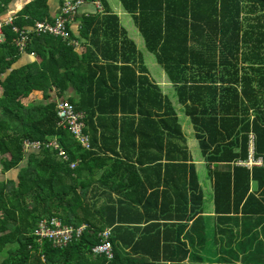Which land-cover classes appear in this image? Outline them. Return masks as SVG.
I'll return each instance as SVG.
<instances>
[{
    "label": "trees",
    "instance_id": "16d2710c",
    "mask_svg": "<svg viewBox=\"0 0 264 264\" xmlns=\"http://www.w3.org/2000/svg\"><path fill=\"white\" fill-rule=\"evenodd\" d=\"M12 2L0 0V16ZM58 2L60 9L63 0ZM119 2L134 18L146 47L156 55L173 84L204 161L211 164L246 159L249 134L254 135V155L264 158V0ZM102 3L108 11V3L105 0ZM35 21H52L47 0L26 3L15 15L13 26L4 27L6 42L0 45V176L19 170L17 180L0 181V264H182L187 255L182 242L178 238L172 242L164 235L161 237L159 230L152 234L151 230L159 228L158 224L149 223L156 220L150 219L151 213L154 215L157 211L153 210L151 202L158 193L135 200V185L128 177L132 173L134 179L139 180L136 167L127 160L136 150L133 163L142 173L156 170L158 181L162 168L163 174L168 170H180L183 173L180 182L184 186L188 170L190 218L197 215L191 207L200 200L196 176L193 166L185 163L187 147L170 103L157 88V106L151 111L149 93L140 92L136 97L132 86L122 97V112H116L120 100L113 88L118 82L112 80L109 86L101 78L95 80L94 72L88 74L93 69L87 66L89 55H95L90 46L86 47L85 53H79L67 42L49 35L32 33L24 52L34 53L39 61L17 66L21 54L14 44L17 34L13 27L31 28ZM80 21L81 34L97 43L100 57L115 59L120 50L119 38L123 39L121 51L125 57L127 39L118 29L116 16L109 13L102 18L81 16ZM106 46L116 54H107L109 48ZM130 46L135 52L134 45L130 43ZM95 67L103 70L101 66ZM108 68L123 72L127 66L125 62L120 66L111 63ZM69 86L75 88L77 97L65 101L76 111L86 114V132L95 138L100 128L102 153L114 155L111 157L121 153L124 161L83 150L71 134L58 125L56 100L63 99ZM92 91L99 93L92 96ZM131 105V109L125 110ZM136 114L140 119L135 129ZM118 121L134 128H128L127 136L121 138L123 144L130 143L126 147L120 146V150L115 149ZM105 122L114 126L111 137L105 135ZM138 135L137 146L135 137ZM53 139L59 141L68 161L58 157L52 148L41 147L36 152L24 149L25 141L43 143ZM113 141V148L103 147L104 142ZM150 154L153 159L145 160ZM163 154L166 157L164 164L160 159ZM77 159L80 162L71 169L70 163ZM97 168H105L100 180L110 189H106V200H97L90 205L87 190L93 176L89 174ZM232 169L231 174H213L215 200L223 197L228 188H245L241 200L250 180L258 187L264 185V168L253 167L251 173L240 166ZM119 170L122 178H119ZM123 182L125 189H118ZM130 183L132 189H129ZM139 185L137 183V189ZM227 196L230 197L229 189ZM233 196L236 197L237 192ZM180 198L185 205V195ZM252 199L253 196L248 194L245 202ZM135 204L141 206L138 217H145L149 223L143 229L128 226L132 223L125 214L138 211ZM158 211L160 214L165 212L161 208ZM51 218L74 226L85 224L87 228L65 246H53L47 238L39 240L35 234L37 223ZM108 227L112 228L113 258L91 251L92 246L101 242L100 232ZM127 231L129 238L124 237ZM179 250L181 257L176 256ZM188 264L200 263L192 259Z\"/></svg>",
    "mask_w": 264,
    "mask_h": 264
},
{
    "label": "crops",
    "instance_id": "0c3cea01",
    "mask_svg": "<svg viewBox=\"0 0 264 264\" xmlns=\"http://www.w3.org/2000/svg\"><path fill=\"white\" fill-rule=\"evenodd\" d=\"M30 1L32 0H13V2L9 5L7 11L2 16H0V21H6L8 18H13V20L15 21V15L24 7L26 3ZM97 1H99L101 9H97L95 7L93 0H83V4L78 8L72 20L66 24V27L70 34L68 40H63L60 37H55L49 34H37L32 30L29 34V41L27 45L30 42L31 34L34 33L35 35H49L55 38H59L62 41L67 42V44L71 47H74L79 53H85L86 47L90 46L95 55H89L90 62L87 64V66H89L90 68L93 67V69L92 71L88 72V74L92 75V73L94 72L95 80H100L101 78V80L108 83L109 86L111 84L110 81L112 80L118 82L114 85L113 88L120 100L116 112H122V97L127 95L126 89H130L132 86L135 87L136 97L140 94V92L149 93L150 109L153 106L156 107L158 88L161 91L162 96L165 97L170 103L181 125L182 136L184 138L188 153V157L186 159L187 161L185 163L187 166H193L197 184L196 191L200 194V200L191 204L192 209L196 210L197 215L190 218L189 192L191 189H187L189 185L188 170H186V179L184 182V186L180 182V177L183 174L180 170H168L165 171V174H163L164 168H162L161 174L159 176L160 181H158L156 170L144 171V173H142V170H139L140 167L133 163L137 156V150L134 156L131 153V155L129 156V159L131 158L130 161L129 159L127 160L130 163L132 162V164L136 167V174L137 178L139 179L137 181L134 179V176H132V173L128 174L131 183L133 182V185H135L133 189H136L134 199L142 200L144 197H147L151 193L153 194L157 192L158 197L152 199L151 207L155 211H158V209L160 208L162 210H165L164 214H160L159 211H156V213L154 214L156 215V217H154L153 212L151 213L150 219L156 220H151V222L149 223L159 225V228H154L153 230H151L152 234L155 235L156 231L159 230L161 237H163L164 235L165 239L167 238L172 242H174L178 238V240H180L183 244V250L187 251V255L186 257H184L182 264H188L192 261V259L194 261H196L197 259L200 264H264V185L258 187L255 181L250 180L249 188H247L246 193L241 200L240 195L245 188H228L230 190V197L227 196V189L225 191V195L223 197H217L216 200L214 198L213 188L214 173L231 174L233 170L232 168L234 166L246 168L249 173H251L253 167L264 168V164H253L252 166L245 165L244 162L248 159L249 151L247 152V158L244 160H237L230 163H206V161H204V158L200 154L198 140L194 137V131L191 124L189 123L188 117L183 114V108L178 102L176 90L173 84L170 82L167 73L165 72L161 64L157 61L156 55L146 47L142 34L140 33V30L135 23L134 18L124 11L121 4L119 7H115V10H113V8L110 6L111 4H109L110 1L105 0L110 8L108 11H106V9H104L102 0ZM47 2L50 7V18L52 21H35L34 25L37 22L53 24L56 21L57 17L60 15L62 6L59 9L58 0H47ZM108 13L117 17L119 24L118 29L124 33L125 40L127 39L125 41L127 42L126 51L124 53L125 57L122 56L123 52L121 51L123 47L122 38L118 39V46L120 49L118 55L116 54V51L106 46L109 48L107 54H116L115 59H106L100 57V55L97 54V43L94 40L91 42L89 39H85L81 34V16H93L95 18H102ZM7 26H13V24ZM33 27L23 29H33ZM88 38H90V35H88ZM130 43L134 45L135 52L130 46ZM26 47L22 51H20L17 47L21 54L17 66H21V64H26L31 61H39V57L35 56L34 53L27 54L24 52ZM124 62L126 63L127 69H125L123 72H114L113 70H110L108 68L109 64L111 63H115L117 64V66H120V64ZM95 66H101L103 70H99ZM114 77L116 78V80L113 79ZM122 82L124 83L123 87ZM153 86H156V89L153 90ZM97 93L99 92L92 91L91 95L96 96ZM35 94L39 99L41 98L40 94ZM76 97L77 94L75 88L73 86H69L68 90L65 92L63 99H57L56 102L65 101L68 98L75 99ZM53 98H55V96L52 94V99ZM145 102L147 104V101ZM110 106L112 107V105ZM104 107H107V105ZM131 108L132 105L129 108L125 107V110H129ZM151 111H153V109H151ZM82 113L84 114V116L86 115L84 112ZM139 119L140 117H138L136 114L134 120L135 129L138 127L137 121ZM155 120L157 121V119ZM120 122L121 121H118V126L116 127V150H118L122 145H124L125 147L126 145H129L130 142L123 144L121 138H125L128 128L134 129L133 126L128 127L125 122ZM113 127L114 126L111 122L104 123L103 129L106 136H113ZM83 132L89 138L88 148L82 147L79 142L71 135V137L79 144L80 148L86 151H94L97 156H114L110 153H102V144L99 141L101 133L100 128L97 129L96 137L92 138L91 134L89 132H86V125L84 122ZM138 136L135 137L137 146L140 142V135ZM103 145L105 149L113 148L114 141L110 143L104 142ZM253 157L256 161L262 160L264 162V158L262 156L256 157L253 154ZM111 158H117L119 161H124L125 159V157L121 153H119L118 157L115 156ZM144 159H153V155H146ZM160 159L161 163L164 164L166 160L165 154H163ZM78 162H80L78 161V159L74 162L76 164L75 166H77ZM148 164L149 163H147V165L145 166H148ZM106 165H109V162H107ZM104 170L105 168H97L94 173L92 171V174H89V176H93L91 185L87 190V200L90 205L96 203L97 200H106L105 193H108L106 189L110 188L106 187L105 184H103L100 180ZM119 171V178H122L121 170ZM11 173H13V171H11ZM84 176L88 178L87 175ZM131 183L129 189H132ZM137 183H140L139 189H137ZM119 185L123 186H118V189H125L126 187L124 182ZM141 191L145 193H141ZM236 192L237 196L234 197L233 195L236 194ZM248 194H251L254 198L249 203L245 202ZM111 195L112 200L115 201V195L113 193ZM180 195H185V205L184 200L183 198H180ZM134 207L135 209H138V211H133L129 212V214H125L129 219L128 222L132 223L128 226H130L131 228L143 229L145 225L149 224L147 223L148 220L145 217L142 219L138 217L139 210L141 211V206L135 204ZM135 222H140V224H134ZM166 225H169L168 228L165 227ZM181 225L182 229L180 228ZM106 229L112 230V228L109 227ZM138 233L140 232L138 231ZM129 235L130 232L127 231L124 237L129 238ZM137 237L138 235L136 234L135 238ZM178 246H180V243H178ZM171 249L173 248L171 247ZM127 250L128 249H126L125 251ZM131 255L133 256V254ZM177 255L178 257H181L182 252L180 250L177 251L176 256ZM135 257L139 259L140 256ZM170 257H173V254Z\"/></svg>",
    "mask_w": 264,
    "mask_h": 264
},
{
    "label": "built area",
    "instance_id": "2783aa9c",
    "mask_svg": "<svg viewBox=\"0 0 264 264\" xmlns=\"http://www.w3.org/2000/svg\"><path fill=\"white\" fill-rule=\"evenodd\" d=\"M93 3L97 9H101L99 1L93 0ZM83 4V0H64L61 13L57 17L53 24L37 22L33 29L19 30L14 27V32L17 33V38L14 40L15 45L20 51L24 50L28 41L29 34L33 30L37 34H49L55 37H60L63 40H68L70 37L66 24L70 22L78 10ZM13 18H8L6 21H0V44L6 41V35L4 33V26L12 25ZM56 116L58 119V125L63 129H66L78 142L84 147H89V138L84 134V114L75 110L74 106L67 101H59L56 104ZM248 159L244 162L245 165L252 166L253 164L263 165L262 160H255L254 154V135L248 136ZM41 147L52 148L56 150L58 157L63 161H68L66 152L61 147L60 143L53 139L48 142L37 141H25V151H38ZM75 163H70V168H75ZM85 225L74 226L71 224L62 223L60 220L51 218L50 220L43 219L37 223L35 234L38 235V239L47 238L53 246L63 247L69 243L72 239L78 238L82 231L85 229ZM101 242L92 246L91 251L94 254H104L108 258H113L114 249L111 242L112 230L106 229L99 234Z\"/></svg>",
    "mask_w": 264,
    "mask_h": 264
},
{
    "label": "rangeland",
    "instance_id": "374dc122",
    "mask_svg": "<svg viewBox=\"0 0 264 264\" xmlns=\"http://www.w3.org/2000/svg\"><path fill=\"white\" fill-rule=\"evenodd\" d=\"M108 1H110L109 4H111L110 6L113 8V10H115V7H119L120 6L119 0H108ZM25 164H26V161L23 162L21 166L24 167ZM18 171L19 170H14L13 173L7 174L4 177L0 176V181H7V180H14L15 181V180H17ZM86 228L87 227H85V229Z\"/></svg>",
    "mask_w": 264,
    "mask_h": 264
}]
</instances>
